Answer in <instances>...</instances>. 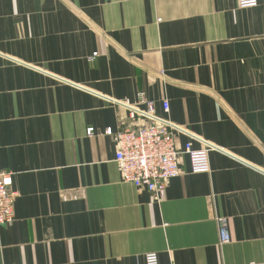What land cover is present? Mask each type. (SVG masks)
<instances>
[{
    "label": "crops",
    "instance_id": "0c3cea01",
    "mask_svg": "<svg viewBox=\"0 0 264 264\" xmlns=\"http://www.w3.org/2000/svg\"><path fill=\"white\" fill-rule=\"evenodd\" d=\"M142 96L219 148L158 196L106 134ZM0 169V264H264V0H0Z\"/></svg>",
    "mask_w": 264,
    "mask_h": 264
},
{
    "label": "built area",
    "instance_id": "2783aa9c",
    "mask_svg": "<svg viewBox=\"0 0 264 264\" xmlns=\"http://www.w3.org/2000/svg\"><path fill=\"white\" fill-rule=\"evenodd\" d=\"M258 3L259 0H239L241 8L255 7ZM141 100L146 104V109L134 104H120L128 108L130 122L117 130L111 127L106 130V134L112 136L117 144L115 160L123 181L133 184L137 191L147 190L158 196L174 177L182 175V156L190 158L192 172L209 170V152L219 148L204 141L190 129L156 114L153 101L145 100L143 96ZM163 106L165 111L169 110L167 100L163 101ZM93 132L94 129L88 130L89 135H93ZM180 135L195 139L204 147L195 148L190 140L181 146L177 140ZM12 181V173L0 169V227L15 217L14 200L17 192L11 190ZM221 221V241L229 242L231 237L227 221L224 218ZM146 255V264H160L156 253L149 252Z\"/></svg>",
    "mask_w": 264,
    "mask_h": 264
}]
</instances>
